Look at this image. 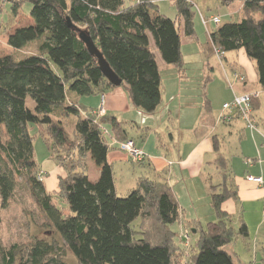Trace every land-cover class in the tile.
I'll return each mask as SVG.
<instances>
[{"label":"trees","instance_id":"trees-1","mask_svg":"<svg viewBox=\"0 0 264 264\" xmlns=\"http://www.w3.org/2000/svg\"><path fill=\"white\" fill-rule=\"evenodd\" d=\"M236 1L243 3L241 20L209 29L208 41L201 43L192 0H173L174 18L163 13L156 0H0V10L5 2L11 3L8 20L0 21V35L15 25L25 3L31 4L32 18L8 33L7 43L15 50L0 56V210L9 205L24 178L51 228L81 264H242L226 246L240 237L247 239L249 230L243 220L235 227L225 208L226 201L238 199V188L217 136L212 137L214 164L222 181L210 184L217 220L205 227L192 226L197 229V247L191 240L186 247L178 243L179 233L172 228L180 222L182 209L167 180L140 176L135 188L119 196L107 156L113 138L121 143L133 139L117 117L68 101V93L89 96L117 87L101 71L80 31L91 37L122 79L120 86L132 105L146 114H153L163 100L152 43L165 63L183 70V35L192 37L208 56L215 49L225 54L244 50L255 63L264 91V0L223 3L230 6ZM30 46L32 51L23 53ZM206 81L202 86L207 108ZM28 98L35 102L34 109L27 105ZM258 98L252 100L253 115ZM68 120L73 121L70 131ZM36 138L63 170L53 191L48 190L44 179L48 173L36 157ZM90 158L100 168L96 180L88 174ZM0 255V264H68L54 244L42 239L27 247L14 244Z\"/></svg>","mask_w":264,"mask_h":264},{"label":"crops","instance_id":"crops-1","mask_svg":"<svg viewBox=\"0 0 264 264\" xmlns=\"http://www.w3.org/2000/svg\"><path fill=\"white\" fill-rule=\"evenodd\" d=\"M156 1L158 2V0ZM240 3L239 10L242 14L243 3ZM229 13L232 14V12ZM202 15L200 13L203 23ZM211 19L212 17H210ZM30 22H32V18L29 15L21 18L20 24L12 26L3 38L7 41L8 33L15 27ZM203 25L208 32L209 25L204 23ZM189 43H195V41L192 37L183 35L182 50L183 45ZM198 45L200 46L199 43ZM154 46L155 44L152 43L153 50L156 48ZM200 48L208 56L201 46ZM154 51L157 61L158 56L162 59L158 50ZM227 54H233L231 60ZM224 61L228 65L227 70L223 62L220 61V64L225 71L229 85L230 82L232 84L229 86L230 91L224 87L221 89L219 84L216 85V81L210 74H204L201 77L204 78L203 83L207 80L205 87L209 99L207 108H203L199 99L185 93L187 82L190 81L186 66L181 70L164 61V63L158 61L162 75L163 100L153 114H146L141 109L134 107L127 90L122 86L94 96H77L74 93H68V101H79L95 111L100 109L103 103L105 113L117 117L128 137L133 139L137 146L146 153V158L139 163L133 162L129 155L120 149L121 141L116 138L111 140L113 148L108 152L107 159L113 166L116 189L117 173L132 170L128 167V162L139 165V170L146 173L143 172L144 174L140 176L167 180L173 187L182 209V218L180 222L176 223L179 231H175L180 235L184 230L190 229L195 240L197 229L192 226L205 227L208 222L217 220L210 197V184L222 181L220 171L214 164L216 153L212 137L217 136L221 144V152L228 158L234 183L238 188V199L226 201L225 208L232 216H237V227L243 220L249 230L248 238L258 241L259 237L264 236V187L249 181L247 177L248 175L261 176L264 179V112H260V98L263 89L260 90L257 87L259 83L255 63L248 59L244 50L226 52ZM235 72L241 73L244 79L236 78ZM253 91H259L261 94L257 103L259 108L254 112L256 129L249 128L241 119L231 123L222 122L219 119L222 111L218 116L215 115L214 103L217 97L220 96L224 104L231 101L235 95ZM109 130L111 131L110 128ZM143 135L146 136L143 137ZM135 136L140 139V142L135 140ZM249 160H253V162L250 163ZM40 162L42 169L48 174L55 173L59 177L63 173L62 168L48 156ZM134 171L132 170V181L137 182L140 176H135ZM91 173H94L93 178H91ZM88 174L92 180H96L100 174V168L94 165L92 159L88 160ZM56 188L55 185V188L48 187V190L53 191ZM236 249L238 248L232 247L227 250L233 255L236 262L243 263L241 248ZM255 260H257V254Z\"/></svg>","mask_w":264,"mask_h":264},{"label":"rangeland","instance_id":"rangeland-1","mask_svg":"<svg viewBox=\"0 0 264 264\" xmlns=\"http://www.w3.org/2000/svg\"><path fill=\"white\" fill-rule=\"evenodd\" d=\"M194 11L196 13L194 18L195 29L199 40L201 43H206L208 41V32L205 29L200 17L202 13L205 18L208 20V23L211 21L210 17L218 15L221 18V24L227 21H239L242 18V14L239 10L241 3L237 1L232 6L227 7L223 3V0H193ZM158 5L160 10L168 15L171 18H174L176 15V7L173 3V0H158ZM31 9L30 3H25L20 11V16L18 21L15 24H20L21 18H25L29 15ZM11 11V3L5 2L4 7L0 10V21L6 22L9 18ZM229 12H232L229 13ZM23 23V22H22ZM209 28L212 30L217 27L213 22H210ZM5 26V25H4ZM16 26V25H15ZM3 28V26H2ZM2 32H5V29H2ZM5 33L0 35V56L9 54L13 49L8 45L7 41L3 38ZM155 47V46H154ZM32 46L23 48V53H30L32 51ZM156 48H154L155 50ZM22 53V51H21ZM20 53V55H21ZM158 53V52H157ZM183 54L186 65V71L189 75L190 81L187 82V88L185 93L193 98L199 99V102L203 104L205 108L204 96H203V79L201 78L204 74H210L213 76L216 81V85H220L221 89L223 87L230 91L229 81L226 77L225 71L220 64L219 59L215 54L206 56L202 51L198 43H189L183 45ZM159 55V54H158ZM233 54H227V57H233ZM158 61L164 63L163 60L158 56ZM209 64V65H208ZM224 67H227L226 61H223ZM257 87L262 90V87L257 85ZM223 93V90H222ZM223 95V94H222ZM94 96V95H91ZM178 103V102H177ZM175 104V103H174ZM222 98L217 97L214 108L215 115L218 116L222 111ZM260 112H264V91L260 98ZM27 105L34 109L35 102L31 99H27ZM219 111V112H218ZM76 119V116H71L70 120ZM73 122V121H72ZM71 121H67V129L71 130ZM37 126H31V132L36 133ZM135 140L140 142V139L135 136ZM35 151L36 157L39 161H42L46 156V148L43 141L40 138H36L35 142ZM91 160V158H90ZM92 163V162H91ZM90 163V164H91ZM93 164V163H92ZM95 165V163H94ZM128 167L132 169L135 173V176H140L145 172L139 170L140 166L133 164V162H128ZM241 165V164H240ZM132 170L125 171L123 173L119 172L116 176L117 182V192L119 196H125L131 189L135 188L137 185L136 181H132ZM46 171H44L45 173ZM139 172V173H137ZM144 172V173H143ZM47 173V172H46ZM146 174V173H145ZM91 178L94 177V173H91ZM58 177L56 174H45V181L47 188H55V185L58 184ZM232 203V202H229ZM63 206L65 204L61 203ZM60 204V205H61ZM230 205V204H229ZM67 213L71 214L69 209L66 210ZM1 224H0V251L3 249H9L12 245L18 244L24 247L35 243L38 239L48 241L55 245L56 251L59 257L64 262L68 264H81L73 253L67 248L64 240L61 236L51 228L48 219L41 210L40 206L37 204L35 198L31 193V189L27 184L24 178H21L18 182V186L15 190L13 198L10 200L9 205L6 208L0 210ZM237 216H232V223L235 227L238 226ZM141 224V219H138L134 222V227L138 229ZM174 230H178V224H174ZM177 241L179 244H183L181 239V234L178 235ZM191 244L193 247H197L195 244V236L191 234ZM237 244V246H235ZM232 247L241 248L242 254V264H264V236L259 237L258 241H252L249 238L245 239L240 237L236 242L227 246V249ZM236 249V250H238ZM257 254V260H255V255ZM1 256V255H0ZM255 262V263H254ZM178 264V262H177Z\"/></svg>","mask_w":264,"mask_h":264},{"label":"built area","instance_id":"built-area-1","mask_svg":"<svg viewBox=\"0 0 264 264\" xmlns=\"http://www.w3.org/2000/svg\"><path fill=\"white\" fill-rule=\"evenodd\" d=\"M202 20L205 25H208V20L203 15ZM211 21L216 25L221 24V18L219 16H213ZM215 55L222 62L225 57V52L215 49ZM235 77L238 79H243L239 72H235ZM230 85L232 86L231 82ZM260 95L261 94L259 91L235 95V97L231 101L225 102L223 104L219 119L224 123H231L236 117H238L239 119L244 121L249 128L256 129L257 125L253 115L252 100L260 97ZM98 112L99 114L105 113L103 103ZM120 148L125 151L129 155L130 159L136 163L142 162L146 158V153L143 151V149L138 147L133 140L122 142L120 144ZM249 162L252 163L253 160H249ZM247 179L264 187V179L261 176L248 175ZM181 238L183 240L184 246L189 247V229L183 231V233L181 234Z\"/></svg>","mask_w":264,"mask_h":264},{"label":"water","instance_id":"water-1","mask_svg":"<svg viewBox=\"0 0 264 264\" xmlns=\"http://www.w3.org/2000/svg\"><path fill=\"white\" fill-rule=\"evenodd\" d=\"M68 23L71 24V20L68 19ZM80 38L84 41L86 44L88 50L90 53L98 59V64L105 75V77L108 79V81L115 85V86H120L122 83V79L118 76V74L112 69L108 61L105 59L104 55L100 51V49L97 47L95 42L91 39V37L86 34L84 31H80L79 34Z\"/></svg>","mask_w":264,"mask_h":264}]
</instances>
